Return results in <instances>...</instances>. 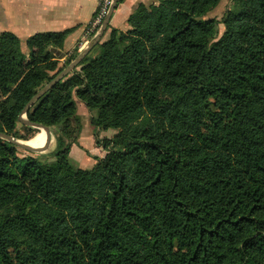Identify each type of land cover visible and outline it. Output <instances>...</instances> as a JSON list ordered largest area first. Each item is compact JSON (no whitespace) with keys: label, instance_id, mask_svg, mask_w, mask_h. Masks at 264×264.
Returning a JSON list of instances; mask_svg holds the SVG:
<instances>
[{"label":"trees","instance_id":"16d2710c","mask_svg":"<svg viewBox=\"0 0 264 264\" xmlns=\"http://www.w3.org/2000/svg\"><path fill=\"white\" fill-rule=\"evenodd\" d=\"M218 1L139 3L27 109L70 30L28 36L27 60L0 33V131L24 111L55 139L0 137V264H264V0H230L215 39ZM74 97L116 129L93 167L67 156Z\"/></svg>","mask_w":264,"mask_h":264},{"label":"crops","instance_id":"0c3cea01","mask_svg":"<svg viewBox=\"0 0 264 264\" xmlns=\"http://www.w3.org/2000/svg\"><path fill=\"white\" fill-rule=\"evenodd\" d=\"M97 2L98 0H0V33H13L20 39L22 48L26 49L24 40L34 33L69 29L63 43V48L69 50L82 40L85 26L92 18ZM155 2L156 0H116L107 26L98 41H104L111 28L127 29V17L139 3Z\"/></svg>","mask_w":264,"mask_h":264},{"label":"rangeland","instance_id":"374dc122","mask_svg":"<svg viewBox=\"0 0 264 264\" xmlns=\"http://www.w3.org/2000/svg\"><path fill=\"white\" fill-rule=\"evenodd\" d=\"M230 6V0H219L218 3L206 14V17H212L217 19V33L216 38L218 39L223 31L224 24L222 22V17L225 11ZM46 50V49H45ZM82 50V49H81ZM78 50L77 46L72 47L69 50H66L62 47V56L57 57L58 66H63L62 69L73 60L78 53L81 51ZM21 52L23 56L28 58L29 50L28 48L23 49L21 46ZM94 54V53H93ZM69 58V61L66 63V60ZM65 64V65H64ZM80 70V65L77 66L75 71L68 72L64 77L70 82L74 81L76 78V72ZM63 77V78H64ZM75 109L73 119L69 121L67 124V131H69L70 135L76 136V143H73L72 149L68 151L67 156L72 159L78 166L81 167H93L101 158H103L107 154V149L105 148V142L107 139H112L114 134L116 133L115 128H99L94 126L91 123V116L94 113L90 111L88 107L81 101L80 99L74 97ZM25 118L26 114L23 115ZM28 126H24L20 124V122L16 123L11 135L17 137L21 140H27V138H32L39 134V131L42 129H38L29 124ZM51 133V132H50ZM44 141V140H43ZM43 141L39 144L41 145ZM49 144V145H48ZM48 147L42 151L44 154H48L52 151L55 144V139L53 134L49 135ZM76 144V146H74ZM71 147V146H70ZM19 154H26V149L21 146L17 149ZM44 156V155H43ZM48 161L53 160L54 156H44Z\"/></svg>","mask_w":264,"mask_h":264},{"label":"water","instance_id":"95a60500","mask_svg":"<svg viewBox=\"0 0 264 264\" xmlns=\"http://www.w3.org/2000/svg\"><path fill=\"white\" fill-rule=\"evenodd\" d=\"M116 0H114V4L111 6L110 11L108 12L107 16L105 17L100 29L98 30V32L93 36V38L91 39V41L89 42V44L87 45L86 48L82 49L78 55L71 60L63 69H61L53 78H51L47 83H45L31 98L30 100L25 104L24 109H27L31 106V104L34 102V100L38 97L39 94H41L42 92H44L45 90H47L51 85H53L56 81H58L59 79L63 78L69 71H71L73 69V67L79 62V60L87 53V51L99 40L100 36L102 35L103 31L105 30L106 26H107V22L109 19V15L111 13V11L114 8ZM24 111H22L18 118L23 121L26 124H29L33 127H36L38 129H43L46 130L47 132H50L49 127L47 125H44L42 123L39 122H34V121H30L27 118H25L24 115ZM0 137L13 142L19 146H21L22 148L26 149V150H31V151H35V152H42L44 151L48 145H44V146H33L31 144H29L27 141L25 140H21L18 139L10 134H7L3 131H0Z\"/></svg>","mask_w":264,"mask_h":264},{"label":"built area","instance_id":"2783aa9c","mask_svg":"<svg viewBox=\"0 0 264 264\" xmlns=\"http://www.w3.org/2000/svg\"><path fill=\"white\" fill-rule=\"evenodd\" d=\"M114 4V0H98L97 7L91 20L85 26L83 38L77 45L78 50L84 49L89 44L92 36L100 29L105 17L110 11L111 6Z\"/></svg>","mask_w":264,"mask_h":264},{"label":"bare ground","instance_id":"6f19581e","mask_svg":"<svg viewBox=\"0 0 264 264\" xmlns=\"http://www.w3.org/2000/svg\"><path fill=\"white\" fill-rule=\"evenodd\" d=\"M44 140V141H43ZM27 141L29 144L33 145V146H44L47 145L49 142V132H47L46 130H40L39 134L32 137V138H28ZM43 141V143L41 145H39L41 142Z\"/></svg>","mask_w":264,"mask_h":264}]
</instances>
